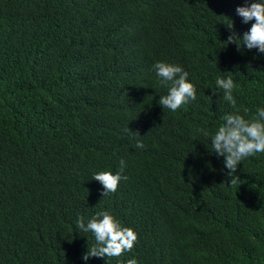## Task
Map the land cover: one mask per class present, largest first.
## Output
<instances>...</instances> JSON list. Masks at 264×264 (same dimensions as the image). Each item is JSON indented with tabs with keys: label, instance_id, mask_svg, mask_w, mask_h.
Wrapping results in <instances>:
<instances>
[{
	"label": "trees",
	"instance_id": "trees-1",
	"mask_svg": "<svg viewBox=\"0 0 264 264\" xmlns=\"http://www.w3.org/2000/svg\"><path fill=\"white\" fill-rule=\"evenodd\" d=\"M252 2L0 0V264H264V153L230 185L211 143L235 114L218 77L246 119L264 107V54L226 42ZM158 61L189 73L195 101L159 105ZM121 159L128 179L102 196L93 175ZM99 211L138 242L85 261L96 242L76 221Z\"/></svg>",
	"mask_w": 264,
	"mask_h": 264
},
{
	"label": "clouds",
	"instance_id": "clouds-1",
	"mask_svg": "<svg viewBox=\"0 0 264 264\" xmlns=\"http://www.w3.org/2000/svg\"><path fill=\"white\" fill-rule=\"evenodd\" d=\"M236 13L242 18L243 23L247 24L250 21L254 23L240 36L235 31L234 21L230 19L231 22L225 24L229 30L227 45L235 44L237 50L245 47L248 50L257 49L260 54H264V0L239 6L236 8ZM153 71L161 86L168 89L167 94L160 96L158 100L162 108L176 112L196 100V88L188 80L189 73L180 65L158 61L153 64ZM215 83L216 89L213 90V94L222 91L220 99L235 109V114L229 113L221 118L223 123L211 138L212 153L224 158V167L229 170L230 185H236L240 179L238 175L233 176V174H236L238 165L248 157L264 153V107H258L256 115L246 119L244 115L239 114L241 109L237 108L233 95L237 85L232 77H218ZM243 111L246 114L248 109L244 108ZM199 131L205 136L209 135L204 129ZM143 146L142 142H137L136 147ZM124 168L125 161L121 159L120 168L115 174L101 171L93 175L92 179L103 186L102 196L115 193L120 181L128 179L127 176L122 175ZM76 226L80 231L91 232L95 238V245L88 248L82 256L85 261L90 257L118 258L132 251L138 242V234L130 227H123L108 211L97 212L87 223L84 217H79ZM126 264H138V261L133 258L127 260Z\"/></svg>",
	"mask_w": 264,
	"mask_h": 264
}]
</instances>
